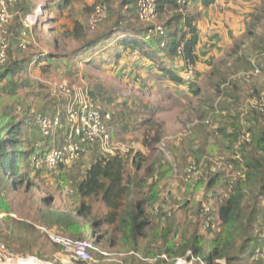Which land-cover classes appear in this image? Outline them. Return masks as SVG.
<instances>
[{"label":"rangeland","instance_id":"rangeland-1","mask_svg":"<svg viewBox=\"0 0 264 264\" xmlns=\"http://www.w3.org/2000/svg\"><path fill=\"white\" fill-rule=\"evenodd\" d=\"M126 1L83 0L62 4L61 0H20L11 5L13 16L6 26L8 49L16 50V57L32 61L0 82V119L25 121L21 138L25 148L34 151L35 156L37 149L51 148L70 132L65 123L66 135L62 127L43 137L37 116L58 114L64 119L69 99L80 88L87 92L102 112L110 113L107 125L118 151L129 152L125 177L132 190L131 198L139 199L150 182L157 183L160 196L149 210L151 223L138 240L137 248H128L120 242L121 233L113 226L92 228L91 222L104 210L98 198H89L86 201L91 211L82 239L94 240L108 255L94 253L90 262L69 260L61 247L35 229V224L44 223L45 209L74 213L79 204L75 192L77 180L93 158L105 152L97 145L85 147L72 164L52 170L35 167L30 155L28 166L20 170L27 172V177L18 179V187L15 188L7 173V182L0 181L5 200V206L0 205V246L3 247L0 261L4 264H176L177 261L189 264L186 257L161 261L160 255L165 254L161 228L171 225V235L176 230V246L193 234L209 238L219 226L216 210L220 198L226 194L225 180L236 176L227 164L231 154L224 156L221 151L207 147L206 134L214 138L216 128L224 121L228 126H236L238 141L234 146H237L247 143L246 139L251 141L248 127L260 124L264 129V121H260L259 113L250 105L254 99L264 103V0H259L244 30L216 59L213 68L201 73L193 68L187 77L180 74L186 80L180 85L170 83L157 69L129 65L124 52L131 54V50L118 47L116 40L104 46L94 42L87 49L115 26L145 29V37L155 27H165L174 15L167 12L141 20L137 18V7L129 10ZM102 5L105 11L98 16L96 6ZM184 11L197 12V9L190 2ZM26 17L28 27L23 25ZM22 42L25 47L16 45ZM84 57H87L85 63L81 62ZM44 58H48L47 64L41 62ZM4 63L0 66L10 64L8 57ZM144 118L150 119L147 125ZM137 152L142 157L139 165L132 163ZM156 162V166L162 163L170 169V174L160 178V170L152 169V172L150 167ZM214 174L217 183L208 190L206 183ZM252 199L247 195L243 206H250ZM206 214L213 223L211 233H207ZM6 218L26 224L19 233L21 244L10 241L12 233ZM13 221L10 222L14 224ZM262 224L256 233L264 239V218ZM191 261L199 264L194 259ZM216 263L227 264L223 260ZM246 264H264V252Z\"/></svg>","mask_w":264,"mask_h":264},{"label":"trees","instance_id":"trees-1","mask_svg":"<svg viewBox=\"0 0 264 264\" xmlns=\"http://www.w3.org/2000/svg\"><path fill=\"white\" fill-rule=\"evenodd\" d=\"M79 1L83 0H61L62 4ZM138 1L127 0L125 4L132 11L137 7ZM190 1L192 0H154L156 14L161 16L167 12H174V15L171 21L164 25V32L153 40L144 39L145 29L118 25L104 32L89 45L87 44V49L90 50L94 42L104 46V44L116 40L118 47H124L131 51L136 50L139 56L151 61L169 81L178 85L186 83L184 77L168 67L166 62L170 63L175 58H180L184 65L194 66L195 64V50L199 33L196 21L199 13L184 11ZM216 1L198 0L193 6L198 4L204 8ZM78 27L81 29L80 25ZM102 46L100 47L102 48ZM96 51L98 49H93V52ZM16 54L17 51L12 47L7 49L6 57L9 58L10 64L0 66V82L31 63V58L21 59L16 57ZM118 55L116 53V57ZM86 60L87 57L81 59L85 62ZM191 86L192 83H190ZM99 110L101 111V109ZM257 112L260 121L261 119L264 121V111ZM149 120L144 118V125H147ZM221 124L216 128L214 138H210L209 134H206V146L212 147L213 151H221L224 156L230 153L227 164L232 168L231 172L236 173V176L226 179L223 185L226 188V194L220 198L216 210L219 226L211 233L210 228L213 227V223L209 219L210 213L208 212L209 215L206 214L204 217L209 221L207 233H211V236L204 239L202 235L193 234L189 238L180 240L179 245L176 246V230L171 235L173 227L166 224L160 230L163 253H165L162 255H167L166 258L173 259V261L179 257H189L187 255L189 251L196 259H199V264L201 262L220 264L216 263L218 260H223L227 264H246L248 260L255 257L256 249H259L260 253L264 252V239L256 233L257 229L263 225L262 219L264 218V129L259 126V123H257L259 125L248 127L247 133L252 135L251 141L234 146L238 141L235 133L236 126H228L224 121ZM24 125L25 121L22 119L9 118L7 121L0 119V181L5 184L8 180L6 176L9 174L15 188L20 184L19 178L27 177V172L20 170L22 166H28L27 160L30 155H33L31 149L28 151L25 148V141L21 138V127ZM44 153L45 150L39 151L36 156L41 158ZM128 153L115 151L113 154L96 155L76 182L75 192L79 198V204L74 213L45 209L43 211L45 224L42 223V225L63 235L67 233L82 239L87 232V220L91 211V205L86 200L98 198L104 212L91 222L92 228L96 230L102 226H113L121 233L120 242L128 248L136 249L138 240L151 223L152 214L149 210L158 203L160 195L157 183L150 182L147 185V190L139 199L131 198L132 190L129 187V180L125 177ZM141 160L142 157L138 152L132 157V163L135 165H139ZM156 164L157 162L150 167V170L152 172V169L160 170V178L170 174V169L164 164L159 163L158 169ZM217 180V174L208 179L206 183L208 190L214 188ZM249 194L253 198L251 205L244 207V199ZM0 205L2 208L3 205L5 206L1 191ZM6 220L10 223L12 233L10 241L21 244L22 236L19 233L24 231L26 224L13 221L10 218H6ZM10 221H13L14 224ZM260 253L258 256L261 255ZM162 255L160 256L162 257ZM160 259H162L161 261L165 260L164 257Z\"/></svg>","mask_w":264,"mask_h":264},{"label":"built area","instance_id":"built-area-1","mask_svg":"<svg viewBox=\"0 0 264 264\" xmlns=\"http://www.w3.org/2000/svg\"><path fill=\"white\" fill-rule=\"evenodd\" d=\"M20 0H0V63L6 60V52L8 49V40L6 38V26L10 23L13 14L10 12V6L16 4ZM105 11V6H96V13L101 16ZM102 12V13H101ZM156 14L154 0H139L137 5V16L141 20H148ZM23 25L28 27L29 20L26 17L23 20ZM164 32V28L157 26L151 34L145 35V40H152ZM23 34L25 32H22ZM21 47H25V43H19ZM194 66L185 64L182 70L183 76L187 77L188 73L192 72ZM184 77V78H185ZM254 99L250 102L251 108L257 111H264V103ZM65 120V122H64ZM111 120L109 112H102L92 102L88 93L80 88L79 93H76L68 101L65 109L64 119H61L58 114L37 116V124L40 126L43 137L50 135L52 130L60 129L66 123L70 132L67 138L59 145L47 149L43 157L39 158L35 155L32 157V163L37 168L46 170L56 169L59 166H69L79 156L80 152L88 146H99L107 154H113L118 151L119 147L113 143L110 128L107 123ZM249 141V139H246ZM36 229L52 243L59 245L64 253L71 261H93L92 255L99 253L107 256L108 253L97 247L94 240L73 239L63 235L52 229L47 228L42 224H35ZM0 246V250H2ZM256 255L260 253L259 249L255 251ZM261 255L263 252L260 253ZM186 260L189 264H193L191 260L198 261L190 252ZM162 257L166 258L165 255ZM182 261L183 263H186ZM2 262V261H1ZM180 261L176 264H179ZM201 264H204L201 262Z\"/></svg>","mask_w":264,"mask_h":264},{"label":"crops","instance_id":"crops-1","mask_svg":"<svg viewBox=\"0 0 264 264\" xmlns=\"http://www.w3.org/2000/svg\"><path fill=\"white\" fill-rule=\"evenodd\" d=\"M197 1L198 0H192L190 2H193L194 4ZM258 5L259 0H217L208 7L203 8L198 4L194 6L199 13V17L196 21L199 31L195 50L196 61L194 68L196 71L200 73L203 71L207 72L213 68L217 61L216 59L220 57L226 48H229L232 45L234 37L238 36L244 30V24L248 21V16L255 11V7ZM12 9H14V7H12ZM16 45L18 46L19 43H16ZM127 54H129L128 51H125V58L129 57V65H132L133 67L142 65L144 68L156 69L151 61L139 56L136 50L131 51V54L129 55ZM41 62H46L47 64L49 61L48 58H44L41 59ZM81 62L85 63V61ZM135 63H138V65H134ZM166 63H168V67L172 70L175 72L179 71L178 73L182 74V71L179 70V68H182L184 65L182 59L175 58L172 62L169 63L167 61ZM156 71L160 76H164L163 72ZM169 82L173 83L171 81ZM65 126L66 124L64 123L63 127L65 129L63 130V133L66 135ZM65 139L66 138H63L62 141L52 147L61 144ZM47 149L50 148L43 147L37 149L35 152H42ZM32 153H34V151Z\"/></svg>","mask_w":264,"mask_h":264},{"label":"water","instance_id":"water-1","mask_svg":"<svg viewBox=\"0 0 264 264\" xmlns=\"http://www.w3.org/2000/svg\"><path fill=\"white\" fill-rule=\"evenodd\" d=\"M0 264H4V263H2V262L0 261Z\"/></svg>","mask_w":264,"mask_h":264}]
</instances>
